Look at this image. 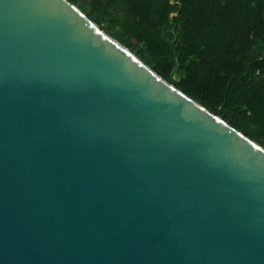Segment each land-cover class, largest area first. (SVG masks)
I'll use <instances>...</instances> for the list:
<instances>
[{
	"label": "water",
	"instance_id": "water-1",
	"mask_svg": "<svg viewBox=\"0 0 264 264\" xmlns=\"http://www.w3.org/2000/svg\"><path fill=\"white\" fill-rule=\"evenodd\" d=\"M0 264H264V146L72 0H0Z\"/></svg>",
	"mask_w": 264,
	"mask_h": 264
},
{
	"label": "trees",
	"instance_id": "trees-1",
	"mask_svg": "<svg viewBox=\"0 0 264 264\" xmlns=\"http://www.w3.org/2000/svg\"><path fill=\"white\" fill-rule=\"evenodd\" d=\"M72 1L162 77L264 146V0Z\"/></svg>",
	"mask_w": 264,
	"mask_h": 264
},
{
	"label": "rangeland",
	"instance_id": "rangeland-1",
	"mask_svg": "<svg viewBox=\"0 0 264 264\" xmlns=\"http://www.w3.org/2000/svg\"><path fill=\"white\" fill-rule=\"evenodd\" d=\"M100 27L103 29V27L100 25ZM114 38V37H113ZM115 39V38H114ZM150 60H151V58H150ZM171 82V81H170Z\"/></svg>",
	"mask_w": 264,
	"mask_h": 264
}]
</instances>
